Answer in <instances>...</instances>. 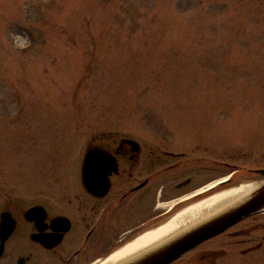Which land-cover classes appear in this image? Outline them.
Wrapping results in <instances>:
<instances>
[{"label": "rangeland", "instance_id": "rangeland-1", "mask_svg": "<svg viewBox=\"0 0 264 264\" xmlns=\"http://www.w3.org/2000/svg\"><path fill=\"white\" fill-rule=\"evenodd\" d=\"M123 138L264 169V0H0V214Z\"/></svg>", "mask_w": 264, "mask_h": 264}, {"label": "flooded vegetation", "instance_id": "flooded-vegetation-1", "mask_svg": "<svg viewBox=\"0 0 264 264\" xmlns=\"http://www.w3.org/2000/svg\"><path fill=\"white\" fill-rule=\"evenodd\" d=\"M94 145L109 151L115 159L110 189L104 196H95L84 187L86 149L78 193L36 191L31 202L18 212L4 210L15 222L0 264H95L192 204L264 181L255 173L259 169L248 171L224 164L228 170L222 172L217 167L224 165L213 160L153 147L133 138L114 143L96 141ZM171 203L174 206L152 223L153 208ZM204 222L182 231L180 236ZM1 242L0 236V246ZM167 264H264V209L204 239Z\"/></svg>", "mask_w": 264, "mask_h": 264}, {"label": "water", "instance_id": "water-1", "mask_svg": "<svg viewBox=\"0 0 264 264\" xmlns=\"http://www.w3.org/2000/svg\"><path fill=\"white\" fill-rule=\"evenodd\" d=\"M124 141L133 142V140ZM94 143L95 141L91 142V145L87 148L84 157L82 166V181L84 187L89 193L95 196H104V194H106V192L110 189V176L116 170V162L109 151L95 146ZM101 154L109 159V164L102 170H98L94 166L93 162L95 159L101 156ZM255 173L260 174L264 178V169L256 170ZM263 209L264 181L258 186L252 187V190L241 200L233 203L229 207L208 217L207 219L200 221L206 222L201 224L198 229L191 228L183 235L180 236V234H178L175 237L165 241L161 245L146 251L145 253L122 264H167L204 239H207L214 234L226 229L228 226L237 222L238 220H241L243 217L249 216ZM14 222L15 220L9 211L1 213L0 236L2 242L0 246V256L2 255L5 242L13 231ZM148 231L144 233H147ZM134 239L130 240L129 242L134 241ZM122 247L116 249L113 252L115 253ZM113 252L107 258H109Z\"/></svg>", "mask_w": 264, "mask_h": 264}, {"label": "bare ground", "instance_id": "bare-ground-1", "mask_svg": "<svg viewBox=\"0 0 264 264\" xmlns=\"http://www.w3.org/2000/svg\"><path fill=\"white\" fill-rule=\"evenodd\" d=\"M251 190V186H240L222 191L201 202L192 204L182 209L165 223L153 227L147 233L137 236L134 241L126 243L120 250L113 252L109 258L104 261H97L95 264H122L135 258L241 200ZM174 204L167 205V208L170 209Z\"/></svg>", "mask_w": 264, "mask_h": 264}, {"label": "snow or ice", "instance_id": "snow-or-ice-1", "mask_svg": "<svg viewBox=\"0 0 264 264\" xmlns=\"http://www.w3.org/2000/svg\"><path fill=\"white\" fill-rule=\"evenodd\" d=\"M93 163H94V166L98 170H102L103 168L108 166L109 159L106 156H104L103 154H101V156H99L97 159H95Z\"/></svg>", "mask_w": 264, "mask_h": 264}]
</instances>
